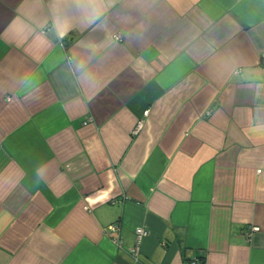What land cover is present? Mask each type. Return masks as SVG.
Masks as SVG:
<instances>
[{"label": "crops", "instance_id": "0c3cea01", "mask_svg": "<svg viewBox=\"0 0 264 264\" xmlns=\"http://www.w3.org/2000/svg\"><path fill=\"white\" fill-rule=\"evenodd\" d=\"M262 53L264 0H0V264H264Z\"/></svg>", "mask_w": 264, "mask_h": 264}, {"label": "built area", "instance_id": "2783aa9c", "mask_svg": "<svg viewBox=\"0 0 264 264\" xmlns=\"http://www.w3.org/2000/svg\"><path fill=\"white\" fill-rule=\"evenodd\" d=\"M113 37L116 40H120V35H118V34H114ZM261 59H262V61H264V53H262ZM148 113H149V109H145L143 112V116L140 117L136 121L135 127L133 128V131H132L133 134H136L141 130V128L143 127L144 122H145V116H147ZM257 230H259V226L249 225L246 228L245 233L247 235H251L252 232H255ZM118 231H119V226L116 223H112L105 228V233H113V232L117 233ZM135 232H136V244L131 248L130 251H131L132 256L134 258H137L139 251H140V242H141L142 238L147 235L148 230L142 226H139L135 229ZM113 241L115 243H117L118 245H121L122 240H121L120 235L118 233L115 236H113ZM197 261H198L197 259H194L191 262H189V264H196Z\"/></svg>", "mask_w": 264, "mask_h": 264}, {"label": "clouds", "instance_id": "9594fccd", "mask_svg": "<svg viewBox=\"0 0 264 264\" xmlns=\"http://www.w3.org/2000/svg\"><path fill=\"white\" fill-rule=\"evenodd\" d=\"M58 2H64V0H58ZM77 2L79 3V0H77ZM98 2V0H87V4L89 5H94ZM100 18V13L98 11H96L94 8L92 9L91 11V15L88 17V20L91 22V23H96V20H98ZM55 26L57 28H61L64 26L63 22H62V19L57 17V19L55 20Z\"/></svg>", "mask_w": 264, "mask_h": 264}, {"label": "rangeland", "instance_id": "374dc122", "mask_svg": "<svg viewBox=\"0 0 264 264\" xmlns=\"http://www.w3.org/2000/svg\"><path fill=\"white\" fill-rule=\"evenodd\" d=\"M144 123H145V122H144ZM143 126H144V125H143ZM142 128H143V127H142ZM142 128H141V129H142Z\"/></svg>", "mask_w": 264, "mask_h": 264}]
</instances>
